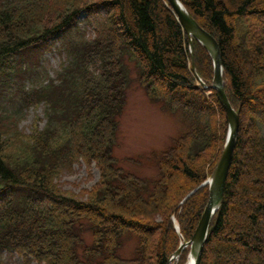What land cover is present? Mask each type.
I'll use <instances>...</instances> for the list:
<instances>
[{
	"label": "trees",
	"instance_id": "trees-1",
	"mask_svg": "<svg viewBox=\"0 0 264 264\" xmlns=\"http://www.w3.org/2000/svg\"><path fill=\"white\" fill-rule=\"evenodd\" d=\"M180 1L218 42L227 97L239 115L223 200L199 264H264V0ZM82 13L90 37L77 25ZM58 32L65 34L68 60L56 78L31 90L14 85L31 73L32 49L43 50ZM125 56L152 97L190 117L189 129L158 153L150 177L123 168L114 156L128 87ZM190 59L167 0H0V95L10 91L18 100L11 107L0 103V122L22 117L39 101L46 116L42 129L18 142L16 154L0 146V253L15 251L39 264H168L178 246L171 217L190 239L208 190L180 202L218 161L227 131L215 91L207 98L196 86ZM193 64L198 77L210 80L211 58L195 40ZM79 161L99 170L84 198L56 183L64 167ZM247 185L254 187L249 197L239 193ZM241 221L246 226L238 230ZM131 234L137 243L127 259L121 250Z\"/></svg>",
	"mask_w": 264,
	"mask_h": 264
},
{
	"label": "rangeland",
	"instance_id": "rangeland-1",
	"mask_svg": "<svg viewBox=\"0 0 264 264\" xmlns=\"http://www.w3.org/2000/svg\"><path fill=\"white\" fill-rule=\"evenodd\" d=\"M89 21L90 19H87L84 13L78 16L77 25L85 32L87 37L93 35L92 26L89 24ZM64 35L65 34L62 32L53 34L48 38L49 41H47L46 48L37 51L32 49L31 52L37 56V60L32 61L33 69H31V73L26 71L24 72L25 74H21L22 76L20 77V80L17 81L19 87H21L20 83H22L26 89L31 90L34 87V84L41 81L47 82L48 80L56 78V73L60 71L62 64L66 63L68 60L61 44V38ZM28 56L29 55L26 57ZM192 61L193 59L189 60L191 75L196 86L201 89L203 94L208 98L212 91L204 88L202 84L207 83L206 85H210L212 83L213 73L208 81H204L202 78L199 79L196 77V71H194L192 67ZM123 63L128 76V87L126 89V103L124 110L119 118L114 156L119 160V164L123 168L133 171L136 174L150 177L156 173L154 159L157 158L158 153L162 152L172 144L173 139L178 138L189 129L190 117L180 109H172L169 103H163L152 97L146 87L142 86L139 82V74L134 60L125 56ZM16 90L18 92V89ZM7 93L9 95H6L5 92L0 95V103H4L3 105L1 104V107H11L14 106L13 103H18L16 96L12 98L15 93L13 94L10 91ZM216 118H214V121H216ZM12 120L13 121L4 120L0 122V146H3V153L14 155L18 152L19 147L21 146L19 143L21 141L29 140L30 136L36 129L40 130L44 127L46 122L44 102H37L27 108V110L25 109L22 117ZM226 133L227 131L225 130L223 142L217 150L218 156L216 159H218L221 154ZM249 145V141L245 140L244 147L248 148ZM216 162L217 160L215 161V164ZM259 162H261V160L254 163V169L257 172L259 171ZM215 164L209 169L205 179L211 177ZM246 172L247 169L245 167L240 176L245 178ZM98 179L99 170L94 163L87 165L83 161H79L70 167H64V169L58 173L56 183L62 190H66L78 197L84 198L86 196V191L90 190L96 184ZM206 188L208 189L207 186ZM195 192L190 194L184 202ZM239 193L244 194L247 197L252 196L254 193V187L247 185ZM186 195L184 197H186ZM237 201L239 202V199H237ZM257 201L258 199L252 198L251 205H255ZM194 210L195 209L193 208L189 209L188 214L191 216L194 213ZM176 222L177 219L173 216V227ZM235 225V228L242 230L245 228L246 223L242 221L240 223L235 222ZM176 232L178 233L179 244L181 241H184L185 238L179 234L180 232L177 230ZM123 243L121 254L127 259H130L133 255L134 248L136 247V235L131 234ZM214 249L215 253L223 251V248L220 249L215 247ZM0 254L1 264H39L35 260L25 262L24 258L15 251L2 250ZM182 254H184L183 257L180 256L170 264H185L188 258L189 248L187 247Z\"/></svg>",
	"mask_w": 264,
	"mask_h": 264
},
{
	"label": "water",
	"instance_id": "water-1",
	"mask_svg": "<svg viewBox=\"0 0 264 264\" xmlns=\"http://www.w3.org/2000/svg\"><path fill=\"white\" fill-rule=\"evenodd\" d=\"M167 1L180 22L185 34L189 38L190 49L192 50L191 39L194 38L207 49L212 59L213 81L211 87L216 91L218 100L225 111L229 126L223 150L210 179H207L199 184L182 200V202H184L190 194L203 186H208V199L196 225L192 238L187 242H181L170 258L171 260L173 257H178L182 250L189 245L191 253L195 256L193 264H198L200 253L207 238L210 222L223 199L225 182L230 168L238 132L239 116L231 106L225 93L222 79L221 54L216 39L197 23V21L187 12L186 8L179 0ZM175 228L178 230L177 223L175 224Z\"/></svg>",
	"mask_w": 264,
	"mask_h": 264
},
{
	"label": "bare ground",
	"instance_id": "bare-ground-1",
	"mask_svg": "<svg viewBox=\"0 0 264 264\" xmlns=\"http://www.w3.org/2000/svg\"><path fill=\"white\" fill-rule=\"evenodd\" d=\"M194 263V256L193 255H189V257L186 260L185 264H193Z\"/></svg>",
	"mask_w": 264,
	"mask_h": 264
}]
</instances>
